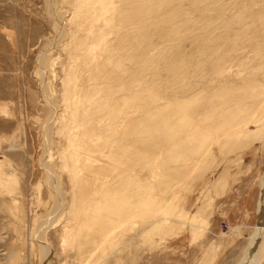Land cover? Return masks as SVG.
<instances>
[{"label": "rangeland", "instance_id": "374dc122", "mask_svg": "<svg viewBox=\"0 0 264 264\" xmlns=\"http://www.w3.org/2000/svg\"><path fill=\"white\" fill-rule=\"evenodd\" d=\"M263 178L264 0H0V264H250Z\"/></svg>", "mask_w": 264, "mask_h": 264}, {"label": "bare ground", "instance_id": "6f19581e", "mask_svg": "<svg viewBox=\"0 0 264 264\" xmlns=\"http://www.w3.org/2000/svg\"><path fill=\"white\" fill-rule=\"evenodd\" d=\"M175 117H179V118H177L175 120L174 119ZM161 123L162 124L160 125V129H164L166 131H171L174 128L178 129L179 127H181L184 124L183 121L181 120V117L178 116V115H175V111H173V110L170 111V114H169L168 118L163 119L161 121ZM240 129H242L241 126H240ZM196 132H198V131H196ZM251 137H252V135H248L247 138H245V139H251ZM199 153H197L198 156L196 155L197 160H199L200 157L202 158V157L205 156V155L201 156V154H199ZM126 165H131V162H127ZM258 213H259V216H260V218H259L260 220H259V223L257 224L258 226L256 227V233H255L254 238L252 239V243H251V246H250V249H249V253L251 255V263L254 262V264H256L258 259H259V255H257V250H258L259 246L262 243V238H263V235H264V178H263V183H262V191H261V195H260ZM170 220L174 221V219H170ZM87 248H89V247H87Z\"/></svg>", "mask_w": 264, "mask_h": 264}]
</instances>
